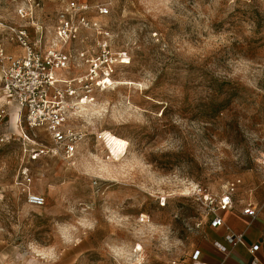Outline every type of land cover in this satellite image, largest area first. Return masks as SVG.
Here are the masks:
<instances>
[{
    "label": "rangeland",
    "instance_id": "obj_1",
    "mask_svg": "<svg viewBox=\"0 0 264 264\" xmlns=\"http://www.w3.org/2000/svg\"><path fill=\"white\" fill-rule=\"evenodd\" d=\"M89 1L109 3L131 63L94 94L100 114L72 120L85 140L70 162L29 160L53 142L24 118L0 125V264H180L234 179L264 262V0ZM107 132L128 141L119 160ZM24 167L45 205L15 186Z\"/></svg>",
    "mask_w": 264,
    "mask_h": 264
},
{
    "label": "built area",
    "instance_id": "obj_2",
    "mask_svg": "<svg viewBox=\"0 0 264 264\" xmlns=\"http://www.w3.org/2000/svg\"><path fill=\"white\" fill-rule=\"evenodd\" d=\"M108 14L109 3L102 1L65 0L53 14L42 0H0V125L24 118L26 127L43 129L53 142L51 149L30 148L29 160L52 152L72 161L85 140V134L71 126L81 105L93 102L96 91L120 84L116 75L131 63V56L115 45L117 36L105 21ZM9 136L0 135V141ZM106 138L103 133L98 136ZM14 184L29 205H45L27 167L20 170ZM240 184L241 179H234L213 200L211 227H227L224 212L233 207ZM243 213L253 218L257 208L248 203ZM243 238V233L229 230L225 243L216 241L215 246L227 252L229 245L242 243ZM259 249L256 244L250 251L255 255ZM198 256L196 252L194 257ZM253 261L264 264L258 257Z\"/></svg>",
    "mask_w": 264,
    "mask_h": 264
},
{
    "label": "crops",
    "instance_id": "obj_3",
    "mask_svg": "<svg viewBox=\"0 0 264 264\" xmlns=\"http://www.w3.org/2000/svg\"><path fill=\"white\" fill-rule=\"evenodd\" d=\"M54 1L56 0H42L44 8L50 13L53 12L54 5L52 3ZM232 208L224 212L229 229L225 226L211 227L210 224L206 225L203 228V235L197 247L180 264H255L253 261L254 257L263 260L261 256L260 232L256 227L250 225L251 222L248 220V215H245L243 211L241 214L231 211ZM229 214L231 217L230 225L227 220ZM229 230L234 233H243V242L235 246L229 245V251L223 252L215 246V242L221 241L225 243V236L229 233ZM256 244L260 245V249L253 255L250 248ZM196 252H199L197 258L194 257Z\"/></svg>",
    "mask_w": 264,
    "mask_h": 264
},
{
    "label": "bare ground",
    "instance_id": "obj_4",
    "mask_svg": "<svg viewBox=\"0 0 264 264\" xmlns=\"http://www.w3.org/2000/svg\"><path fill=\"white\" fill-rule=\"evenodd\" d=\"M129 83V82H126ZM120 84H123L120 82ZM132 84V82H131ZM104 109V105L100 104L98 102H91L90 104L86 105H81L80 111L84 113L85 115H90V114H100ZM21 126V125H20ZM21 131V130H20ZM107 140L110 146V149L112 151V156L116 159L119 160L121 159L125 154L128 146V141L125 139L119 138L110 132H107ZM105 168V167H103ZM141 247L139 246V249Z\"/></svg>",
    "mask_w": 264,
    "mask_h": 264
}]
</instances>
